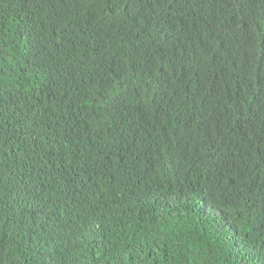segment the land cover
<instances>
[{
	"label": "trees",
	"instance_id": "16d2710c",
	"mask_svg": "<svg viewBox=\"0 0 264 264\" xmlns=\"http://www.w3.org/2000/svg\"><path fill=\"white\" fill-rule=\"evenodd\" d=\"M0 264H264V0H0Z\"/></svg>",
	"mask_w": 264,
	"mask_h": 264
}]
</instances>
